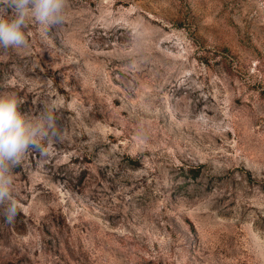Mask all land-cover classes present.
Instances as JSON below:
<instances>
[{"label": "rangeland", "instance_id": "1", "mask_svg": "<svg viewBox=\"0 0 264 264\" xmlns=\"http://www.w3.org/2000/svg\"><path fill=\"white\" fill-rule=\"evenodd\" d=\"M0 47V95L62 129L13 168L0 264H264V0H66Z\"/></svg>", "mask_w": 264, "mask_h": 264}, {"label": "clouds", "instance_id": "2", "mask_svg": "<svg viewBox=\"0 0 264 264\" xmlns=\"http://www.w3.org/2000/svg\"><path fill=\"white\" fill-rule=\"evenodd\" d=\"M66 0H0V47L27 44L25 26L31 20L44 26L60 25L65 19ZM13 94L0 95V206L8 221L17 215L13 168L30 148L47 156L50 139H59L62 129L53 111L28 117Z\"/></svg>", "mask_w": 264, "mask_h": 264}]
</instances>
